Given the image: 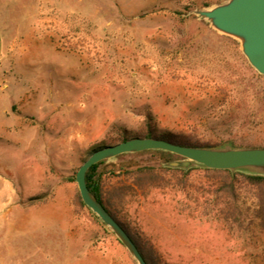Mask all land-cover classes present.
Returning a JSON list of instances; mask_svg holds the SVG:
<instances>
[{
    "label": "rangeland",
    "instance_id": "1",
    "mask_svg": "<svg viewBox=\"0 0 264 264\" xmlns=\"http://www.w3.org/2000/svg\"><path fill=\"white\" fill-rule=\"evenodd\" d=\"M225 1L0 0V264H136L79 204L75 176L149 118L158 135L264 148L263 77L190 14ZM168 162L142 152L106 163ZM172 170L142 187L103 175L136 241L160 264H264L252 202L228 204L220 173Z\"/></svg>",
    "mask_w": 264,
    "mask_h": 264
},
{
    "label": "water",
    "instance_id": "2",
    "mask_svg": "<svg viewBox=\"0 0 264 264\" xmlns=\"http://www.w3.org/2000/svg\"><path fill=\"white\" fill-rule=\"evenodd\" d=\"M190 14L207 22L217 33L237 41L249 65L264 79V0H226L193 10ZM145 151H162L179 157V160L164 164L171 169L201 168L264 177V148L234 147L232 143L217 147H189L160 138L134 137L93 151L75 176L80 197L92 214L124 245L136 264L147 262L122 225L89 190L86 175L100 162Z\"/></svg>",
    "mask_w": 264,
    "mask_h": 264
},
{
    "label": "trees",
    "instance_id": "3",
    "mask_svg": "<svg viewBox=\"0 0 264 264\" xmlns=\"http://www.w3.org/2000/svg\"><path fill=\"white\" fill-rule=\"evenodd\" d=\"M258 77H261L257 75ZM146 131L138 136L142 138H160L168 140L172 143L189 146V147H209L210 144H202L199 140L194 138L192 135L169 133L165 135H158L156 130L152 127L151 119L147 121ZM130 138L124 137L121 142H124ZM120 142V143H121ZM224 143L221 142L220 144ZM219 144V143H218ZM214 144V145H218ZM144 153L152 154L163 159L164 162L179 158L170 153L162 151H145ZM125 156V155H122ZM122 156H119L121 158ZM179 170H172L163 168L160 166H141V165H126L121 163H110L107 164L105 161L100 162L89 169L86 175V182L89 190L96 196L98 201L105 207V209L117 220L113 212L110 210V202H106L105 199V183L103 181V175L106 173L113 174L115 172L124 173L128 179H132L133 183L137 186L142 187L147 182L155 183L158 182L161 174L164 172H175ZM208 172L220 173L223 175L222 186L220 191H225L228 195V204L236 205L240 194H244L252 202V221L257 222L258 226L264 232V177L250 176L241 173L232 175L229 171L221 170H206ZM79 204L85 206L82 199L79 197ZM118 221V220H117ZM119 222V221H118ZM124 228V226H122ZM126 230V228H124ZM126 232L132 238L137 245L139 251L145 258L147 264H160L159 258L156 255L154 248L148 243H139L136 241L128 230Z\"/></svg>",
    "mask_w": 264,
    "mask_h": 264
},
{
    "label": "crops",
    "instance_id": "4",
    "mask_svg": "<svg viewBox=\"0 0 264 264\" xmlns=\"http://www.w3.org/2000/svg\"><path fill=\"white\" fill-rule=\"evenodd\" d=\"M4 48H5L4 40L0 33V62L2 61L3 58Z\"/></svg>",
    "mask_w": 264,
    "mask_h": 264
}]
</instances>
